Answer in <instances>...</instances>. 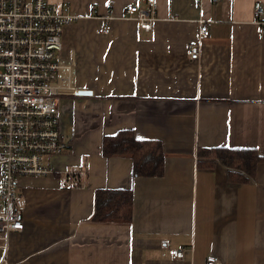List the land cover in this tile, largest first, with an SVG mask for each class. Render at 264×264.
Masks as SVG:
<instances>
[{"label":"crops","instance_id":"obj_1","mask_svg":"<svg viewBox=\"0 0 264 264\" xmlns=\"http://www.w3.org/2000/svg\"><path fill=\"white\" fill-rule=\"evenodd\" d=\"M51 1L82 14L95 4L98 16L64 35L76 67L75 81L60 83L72 94L61 103L69 147L43 156L53 173L20 179L26 225L11 237L9 264H264V161L236 181L199 155L230 147L264 156V33L254 19L264 0H158L150 30L126 17L149 0ZM124 129L163 144L162 175L135 176L131 155H104V136ZM99 188L132 189V219L93 220ZM180 247L178 259L171 249Z\"/></svg>","mask_w":264,"mask_h":264},{"label":"built area","instance_id":"obj_2","mask_svg":"<svg viewBox=\"0 0 264 264\" xmlns=\"http://www.w3.org/2000/svg\"><path fill=\"white\" fill-rule=\"evenodd\" d=\"M149 3L150 8L136 4L126 10V17L137 20L145 30L152 29L158 10L157 0ZM90 8L91 14H82L71 4L51 0H0V264H9L11 237L26 225L20 179L53 173L43 156L69 147L61 103L70 91L64 92L60 83L74 82L76 67L65 56L64 35L80 19L98 16L96 5ZM110 12L113 15V7ZM254 19L263 34L264 2H255ZM198 21L202 36L211 35L207 21ZM103 29L109 32V24ZM188 55L199 60L201 44L193 43ZM66 174L68 178L77 175L74 171ZM185 251L173 248L171 255L181 259ZM207 264L221 263L210 256Z\"/></svg>","mask_w":264,"mask_h":264},{"label":"trees","instance_id":"obj_3","mask_svg":"<svg viewBox=\"0 0 264 264\" xmlns=\"http://www.w3.org/2000/svg\"><path fill=\"white\" fill-rule=\"evenodd\" d=\"M103 153L131 155L134 159L135 176H157L165 172L163 144L159 140L136 138L131 129H124L113 135L104 136ZM199 155L224 163L230 178L247 181L255 174L264 156L254 148L215 147L199 149ZM212 160V161H213ZM133 216V190L124 188H99L96 190V221L127 222Z\"/></svg>","mask_w":264,"mask_h":264},{"label":"rangeland","instance_id":"obj_4","mask_svg":"<svg viewBox=\"0 0 264 264\" xmlns=\"http://www.w3.org/2000/svg\"><path fill=\"white\" fill-rule=\"evenodd\" d=\"M157 1H158V0H157ZM157 5H158V3H157ZM75 94H77V93H75ZM71 95H72V94H67V96H71ZM44 161H45V157H44ZM75 176H76V175H75ZM75 176H74V177H75ZM69 180H70V181H69L70 183L73 182L72 184H77V182H78V181H76V180H71V179H69Z\"/></svg>","mask_w":264,"mask_h":264},{"label":"bare ground","instance_id":"obj_5","mask_svg":"<svg viewBox=\"0 0 264 264\" xmlns=\"http://www.w3.org/2000/svg\"><path fill=\"white\" fill-rule=\"evenodd\" d=\"M64 92H67L66 90L63 89ZM79 92V91H78Z\"/></svg>","mask_w":264,"mask_h":264}]
</instances>
